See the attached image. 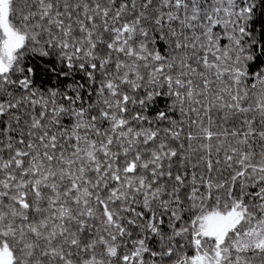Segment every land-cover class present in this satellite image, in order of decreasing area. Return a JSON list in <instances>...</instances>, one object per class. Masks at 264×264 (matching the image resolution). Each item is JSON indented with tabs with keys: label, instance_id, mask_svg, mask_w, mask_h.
I'll use <instances>...</instances> for the list:
<instances>
[{
	"label": "snow or ice",
	"instance_id": "snow-or-ice-1",
	"mask_svg": "<svg viewBox=\"0 0 264 264\" xmlns=\"http://www.w3.org/2000/svg\"><path fill=\"white\" fill-rule=\"evenodd\" d=\"M0 264H264V0H0Z\"/></svg>",
	"mask_w": 264,
	"mask_h": 264
}]
</instances>
